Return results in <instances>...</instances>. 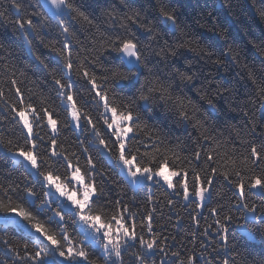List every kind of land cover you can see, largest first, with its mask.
I'll use <instances>...</instances> for the list:
<instances>
[{
  "label": "trees",
  "instance_id": "obj_1",
  "mask_svg": "<svg viewBox=\"0 0 264 264\" xmlns=\"http://www.w3.org/2000/svg\"><path fill=\"white\" fill-rule=\"evenodd\" d=\"M20 2L22 10L17 14L11 7V0H0V5L7 10L6 15L0 17V88L4 91V96L0 97V197L5 199V203L9 202L7 196L11 197L13 203H24V186L34 184L32 176L25 170L23 158L14 151L17 146H25L26 141L25 131L18 120L13 119L14 113L10 108L11 104L17 102L15 92L9 91L12 87L10 79L18 81L26 100L31 97L38 105L44 101V106L49 107L50 111L54 109L53 118L58 119L59 125L70 120L62 98L57 97V86L52 77L55 72L58 78H64L62 58L52 47L44 46L51 44L62 47L64 34L55 20L31 16L33 12L48 16L40 7L39 0ZM72 3L88 17V21L78 16L70 21L74 65L82 62L98 77L106 75L104 69L110 67L108 62L115 54L104 51L105 44L116 36L123 38L134 34L153 61L149 68L162 82L171 83L174 96H180L185 103L192 100L199 109L197 114L208 130L206 134L214 137V143L203 141L200 129L192 124L186 127L179 123V117L172 109H162L159 104L149 113L141 109L147 124L167 133L169 141L178 145L177 150H182V155L191 156L194 151L200 150L203 161L204 153L216 144L220 145L217 149L219 153L227 152L231 156L233 147L238 155L247 154L249 143H264V98L260 91L264 88V0H72ZM162 9L175 14V29L170 23H165L161 16ZM133 13H139L136 23L126 19ZM21 16H31L33 23L39 27V36L35 39L29 37L31 45L25 41L16 24ZM141 23L147 27H140ZM229 50L236 57L231 62L224 60ZM36 57H40L48 67L45 68ZM217 59L224 63L216 64ZM93 60L94 65L91 63ZM177 72L188 75L195 73L193 81L190 84L181 82ZM197 89H202L208 98L213 99L217 110H209L206 100L199 98L201 93ZM217 90L220 95H216ZM73 91L76 92L74 98L78 104L96 120L100 111L95 106H89L90 86L80 79ZM115 91L121 97L129 95L120 89ZM39 131L47 140L48 129ZM101 131L104 129L101 128ZM57 141V149L62 147L70 158L73 152L79 155L84 171L87 154L83 148L91 143V132L82 134L69 125L61 128ZM38 145L41 152L46 150L39 141ZM89 153L96 163V187L103 193L97 203L99 209L111 215L127 205L137 213L138 223L142 215L152 212L153 232L159 237L158 244L167 252V256L163 252L156 253L153 257L156 264H160L161 260L165 264H173L174 261L178 264V260L186 261L189 255H195L198 264H223L224 260H228V264H264V240L258 232L252 238L239 231L233 232L230 227L227 243L220 239L219 225L215 224V220L222 219L226 213L241 216V212L235 208L239 199L236 190L223 179L214 180L211 204L198 209L182 197L172 194V190L165 185L148 183L137 188L130 186L119 164L99 155L91 147ZM214 158H217L215 153ZM199 166L204 165L200 163ZM59 171L63 173L64 168L60 167ZM261 171L264 169H256L257 173ZM34 190L39 193L40 186L35 185ZM256 191L247 192V202L264 204V200L254 194ZM169 199L174 203L169 204ZM208 207H216L219 215L210 213ZM3 215L0 213V237L9 240L19 251L20 257H24L23 244L28 241L14 224L3 221ZM194 216L199 220V225L193 220ZM65 219L68 221L69 235L75 241L78 237L71 225V218L66 216ZM238 222L243 223V220ZM205 228H208V235L203 234ZM137 231L140 232V229L137 228ZM144 236L145 239L149 238L146 229ZM87 251L90 261L105 264L100 250L89 247ZM174 251L180 253L179 258L171 256ZM5 252L6 246L0 243V264H25L15 253L6 255Z\"/></svg>",
  "mask_w": 264,
  "mask_h": 264
},
{
  "label": "snow or ice",
  "instance_id": "obj_2",
  "mask_svg": "<svg viewBox=\"0 0 264 264\" xmlns=\"http://www.w3.org/2000/svg\"><path fill=\"white\" fill-rule=\"evenodd\" d=\"M11 7L19 14L22 3L20 0H11ZM40 7L48 16L45 17L41 12H33L31 16L39 15L45 20H55L64 34L62 47L51 44L44 46L52 47L62 58L61 71L64 72V78H58L55 72L52 77L57 86V97L62 98L70 120L59 125L58 119L53 118L54 109L50 111L49 107L44 106V101L38 105L31 97L26 100L18 81L10 79L12 87L9 91H14L17 97V102L11 104L10 108L14 113L13 119L18 120L25 131L26 141L25 146H17L14 151L18 157L23 158L25 170L32 176L34 184L24 186V203H13L10 196H7L9 202L5 203V199L0 197L3 221L14 224L28 241L23 244L25 256L20 257L19 251L9 240L0 237V243L6 246L5 254L15 253L25 264H95L90 261L87 251L89 247L100 250L105 264H156L153 257L158 251L167 256L164 247L158 244L159 237L153 232L152 212L142 215L138 223L137 213L127 205L118 208L111 215L97 207L103 193L96 187L97 168L89 147L119 164L130 186L140 187L149 182L166 185L167 189L172 190V194L182 197L198 209L211 204L214 180L223 179L236 190L239 199L235 208L241 212V216L234 217L226 213L222 219L215 220V224L219 225L220 239L227 243L229 228L232 227L233 232L239 231L252 238L258 232L264 240V204L247 202V192L254 190H258L254 194L264 200V171L256 172V169H264V143L257 145L242 141L249 143L247 154L238 155L233 147L231 156L227 152L219 153L217 149L220 145L216 144L204 153L203 161L200 150L194 151L191 156L182 155V150H177L178 145L169 141L167 133L147 124L141 115V109L149 113L159 104L162 109L174 110L179 123L186 127L192 124L200 129L203 141L214 143V137L206 134L208 130L198 116L199 109L193 101L189 99L185 103L180 96H174L171 83L162 82L153 69L149 68L153 61L146 55L139 38L131 34L110 39L103 50L110 55L114 53L115 56L108 62L110 67L104 69L107 74L98 77L84 63L74 65L71 51L70 21L77 16L88 21V17L73 5L72 0H44ZM6 11L0 5V17H4ZM31 16H21L16 21L29 45L32 44L30 36L33 39L39 36V27L33 23ZM138 16L139 13H133L126 19L136 23ZM161 16L166 24H171L172 29L177 27L174 13L162 9ZM139 26L147 27L142 23ZM148 31L151 29L148 28ZM235 58L231 50L224 56V60L229 62ZM36 59L45 68L48 67L40 57ZM91 63L94 65L95 60ZM215 63L222 64L224 61L217 59ZM177 75L181 82L190 84L195 73L188 75L177 72ZM74 76L76 79H73ZM80 79L90 86L89 106H95L100 111L96 120L74 98L76 92L73 88ZM115 89L129 95L118 96ZM197 91L201 93L199 98L206 100L209 110H217L212 98H208L202 89ZM260 91L264 98V88ZM216 95H220L219 90ZM3 96L4 91L0 88V97ZM69 125L82 134L91 132V143L83 148V152L87 154L84 171L81 169L79 155L73 152L70 158L62 147L57 149L61 128ZM42 128L48 129L47 140L40 134L39 129ZM101 128L104 129L103 132ZM38 141L45 145L44 152H41ZM214 153L217 158H214ZM200 163L204 166L200 167ZM60 167L64 168L63 173L59 171ZM173 178H176L175 182ZM35 185L40 186L39 193L34 190ZM168 203L172 204L174 201L169 199ZM208 210L219 215L216 207H208ZM66 216L71 218V225L77 234L75 241L69 235ZM193 220L199 225L197 217L194 216ZM239 220H243V223H239ZM145 229L149 234L148 239L144 236ZM203 234L208 235V228L204 229ZM29 243L32 245L31 251ZM133 249L136 251H132ZM171 256L179 258L180 253L174 251ZM160 264L165 262L161 260ZM173 264L177 262L174 261ZM178 264H198V259L195 255H189L186 261L178 260ZM223 264H228V260H224Z\"/></svg>",
  "mask_w": 264,
  "mask_h": 264
},
{
  "label": "rangeland",
  "instance_id": "obj_3",
  "mask_svg": "<svg viewBox=\"0 0 264 264\" xmlns=\"http://www.w3.org/2000/svg\"><path fill=\"white\" fill-rule=\"evenodd\" d=\"M79 131V130H78ZM123 173V172H122ZM124 174V173H123ZM125 175V174H124ZM126 176V175H125ZM175 178H173V180H174ZM149 184H153V183H151V182H149ZM166 186V185H165ZM135 188H137V187H135ZM171 190V189H170Z\"/></svg>",
  "mask_w": 264,
  "mask_h": 264
},
{
  "label": "water",
  "instance_id": "obj_4",
  "mask_svg": "<svg viewBox=\"0 0 264 264\" xmlns=\"http://www.w3.org/2000/svg\"><path fill=\"white\" fill-rule=\"evenodd\" d=\"M39 1H40L41 4L44 2V0H39ZM47 14H48V13H47Z\"/></svg>",
  "mask_w": 264,
  "mask_h": 264
}]
</instances>
